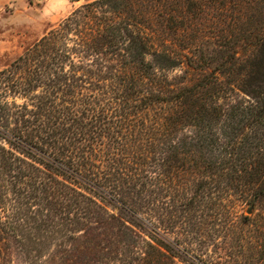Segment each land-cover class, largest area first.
Masks as SVG:
<instances>
[{
  "label": "trees",
  "instance_id": "trees-1",
  "mask_svg": "<svg viewBox=\"0 0 264 264\" xmlns=\"http://www.w3.org/2000/svg\"><path fill=\"white\" fill-rule=\"evenodd\" d=\"M263 1L93 0L0 70V242L40 259L60 219H107L95 194L106 190L133 214L154 211L174 245L123 238L97 264H179V253L190 264H264V90L223 100L233 83L220 76L241 68L225 66L241 64L238 47L264 53V9L251 15ZM185 17L197 23L189 38L221 47L203 58L220 75L168 82L196 54L157 48L152 35L187 39ZM237 202L252 213L239 216ZM177 234L211 246L212 260Z\"/></svg>",
  "mask_w": 264,
  "mask_h": 264
},
{
  "label": "rangeland",
  "instance_id": "rangeland-1",
  "mask_svg": "<svg viewBox=\"0 0 264 264\" xmlns=\"http://www.w3.org/2000/svg\"><path fill=\"white\" fill-rule=\"evenodd\" d=\"M90 1L93 0H0V70L9 66L27 48L33 45L52 27L68 17L74 10ZM253 7V12L249 11L253 13L251 15L257 18L260 15L261 8L264 9V1L262 5H254ZM187 17H190V15ZM187 17L184 19L186 25L191 24L187 39L181 36L183 40H180V35L178 33L175 34L173 31H165L161 35L156 32L152 35L157 48H176L185 53L189 52L193 56L196 54L194 63H181L174 69L169 70L168 82H172L175 79L185 80L189 78L188 76H191V80L198 81L204 78L205 74H208L211 79L213 72L220 75L219 69L222 64H218V61L208 60L204 62L203 58L213 54V49L217 50L221 47L215 45V41L211 36L189 38L196 31L197 23L194 19L190 22ZM165 23H167V26L171 24L176 26L172 19L165 21ZM163 41H165L166 45H164ZM261 47L257 49L238 47V55L243 59L241 64H225L227 67L236 68V66H240L241 68H236L231 74L223 73L220 75L224 81L228 80L233 83L227 91L229 96L223 100H252L254 98L252 94L255 93L250 91L251 88H263L264 90V53ZM200 49H202L203 53L199 52ZM150 58L152 59V57ZM20 101L19 99L18 102ZM71 180L82 189V181L79 178ZM95 194L98 201L102 202L105 206L104 208H106L100 214L104 219L107 218L108 220L101 221V219H98L100 220L99 222H92L86 225L79 223L67 225L66 220L60 219L56 238L52 239L48 249H44L45 255L41 256L42 258L40 259L38 257L35 258L34 253L30 254L24 245L16 240L8 239V242H0V264H97L102 254L109 251L106 248L109 243L113 244L123 238H126V241H130L131 237L137 241H141L143 238H155L162 240L169 247L174 245V242H172L174 240L173 235L163 230L162 227H157L159 224L156 223L157 215H154V211L149 214H133L128 205L122 208V202L117 200L113 194L108 193V191L100 190L98 194ZM234 206L239 216L244 211L246 214H251L253 211L252 206L246 207L240 202H237ZM250 207H252V210L248 211ZM108 214L116 215L122 224L126 223L132 227V230L129 231L128 228H125L120 223L119 226L121 225L122 231L120 230L119 232L118 227L114 226H118L119 220L109 219L106 217ZM102 216H99V218ZM177 235L186 241H193L191 243L192 247L189 248H194L195 252L190 254H198L200 250H198L196 239H190L185 234ZM221 239L224 240L222 235L217 240ZM191 244L189 243L188 246ZM208 248L199 252L207 261L212 260L211 246H208ZM219 252L221 254L224 253L223 250H219ZM153 258L157 259L155 256ZM215 258H217V255H215ZM242 258L240 255L239 259L241 260ZM37 259L40 261L36 262ZM175 259L179 264H190L187 259L183 258L181 253Z\"/></svg>",
  "mask_w": 264,
  "mask_h": 264
},
{
  "label": "water",
  "instance_id": "water-1",
  "mask_svg": "<svg viewBox=\"0 0 264 264\" xmlns=\"http://www.w3.org/2000/svg\"><path fill=\"white\" fill-rule=\"evenodd\" d=\"M252 210V207H250L249 209H248V211H251Z\"/></svg>",
  "mask_w": 264,
  "mask_h": 264
}]
</instances>
